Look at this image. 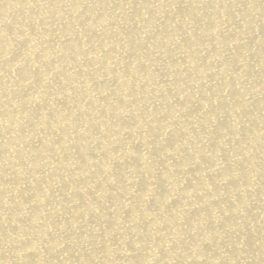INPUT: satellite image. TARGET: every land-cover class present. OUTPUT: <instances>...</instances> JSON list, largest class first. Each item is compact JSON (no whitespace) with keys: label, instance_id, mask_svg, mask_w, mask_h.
<instances>
[{"label":"bare ground","instance_id":"1","mask_svg":"<svg viewBox=\"0 0 264 264\" xmlns=\"http://www.w3.org/2000/svg\"><path fill=\"white\" fill-rule=\"evenodd\" d=\"M0 264H264V0H0Z\"/></svg>","mask_w":264,"mask_h":264}]
</instances>
